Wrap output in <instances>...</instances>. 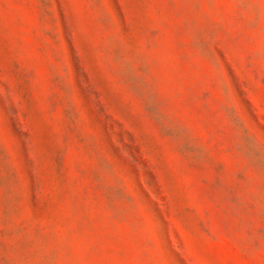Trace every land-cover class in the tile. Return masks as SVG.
<instances>
[{
    "label": "rangeland",
    "instance_id": "obj_1",
    "mask_svg": "<svg viewBox=\"0 0 264 264\" xmlns=\"http://www.w3.org/2000/svg\"><path fill=\"white\" fill-rule=\"evenodd\" d=\"M0 264H264V0H0Z\"/></svg>",
    "mask_w": 264,
    "mask_h": 264
}]
</instances>
